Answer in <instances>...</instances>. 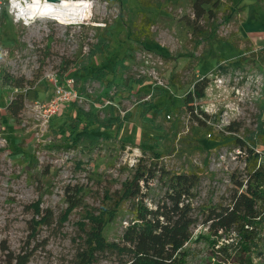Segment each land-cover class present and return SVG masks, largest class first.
<instances>
[{
	"label": "rangeland",
	"instance_id": "rangeland-1",
	"mask_svg": "<svg viewBox=\"0 0 264 264\" xmlns=\"http://www.w3.org/2000/svg\"><path fill=\"white\" fill-rule=\"evenodd\" d=\"M215 1L213 21L194 17L192 0L63 1L61 20L37 18L25 26L0 0V72L26 82L19 90L0 81V264L5 248L32 251L28 264H73L78 224H86L88 211L97 213L104 196L112 205L138 160L198 178L183 264L231 263L209 245L204 221L208 206H228L236 182L246 180L249 150L264 152L258 132L264 128V0ZM232 5L238 11L225 22ZM129 32L144 45L130 41ZM100 35L105 42L93 50ZM99 70L105 76L96 79ZM54 77L72 78L77 99L46 121ZM203 79L205 95L191 115L184 97ZM18 95L23 109L14 120L6 108ZM92 108L95 121H87L80 112ZM82 128L105 140L90 147L77 136ZM150 188L145 203L154 208L161 185L155 180ZM73 195L79 205L59 226ZM37 201L51 210L53 225L31 238L30 206ZM129 211L130 203H122L105 231L108 242H120ZM260 217L253 264L264 262V212ZM121 260L105 253L96 264Z\"/></svg>",
	"mask_w": 264,
	"mask_h": 264
},
{
	"label": "trees",
	"instance_id": "trees-1",
	"mask_svg": "<svg viewBox=\"0 0 264 264\" xmlns=\"http://www.w3.org/2000/svg\"><path fill=\"white\" fill-rule=\"evenodd\" d=\"M206 6H211V9L206 10ZM218 8L219 2L215 0H192V11L197 20L207 15L208 20L213 21L215 9ZM237 8L234 5L228 8V14L224 16L225 22L231 20L238 11ZM213 23L211 25H214ZM96 38L97 44L92 47L93 50L99 49L101 43L105 42L102 36ZM128 39L134 43L141 42L132 34ZM141 43L144 45V41ZM93 53H90V57L94 56ZM102 76H105V73L101 70L93 74L96 79H101ZM0 81L2 86L19 90L26 84L23 79L18 80L4 72H0ZM111 86L112 84L109 83L106 87L109 89ZM206 86L207 80L203 79L195 83L192 90L184 97V105L191 115L194 113V101L204 98ZM23 99L22 95H18L6 108L8 115L14 120L18 119L23 109ZM96 112L97 110L92 108L88 112L80 113L87 121H95ZM259 125L264 126L262 123ZM111 126L112 124L109 125ZM258 132L261 133L260 139L264 140V128L259 129ZM77 136L88 140L90 147H95L105 140L102 136L91 134L86 128H82ZM153 156L157 161L160 159L159 154ZM247 161L250 170L247 172L246 180L242 183L236 182L237 190L231 196L229 205L208 206L204 221V225L208 227L209 239L212 238L209 245L214 247L221 242L217 253L225 256L227 261L230 259V264H253L251 249L258 246L257 234L254 231L247 232L244 227H255L256 218L264 212V152L249 150ZM157 174L159 176H156ZM155 180L161 185V194L154 208H149L145 199ZM197 185L196 175L170 173L163 167H147L138 160L131 180L122 184V192L115 197L112 205L105 204L111 197L104 196L103 204L97 213L88 211L85 215L86 224H78L82 237L73 264H96L97 257L105 253L117 254L122 258L120 264H183L188 256L184 247L190 242V231L194 226L191 200L194 198L193 190ZM79 193L80 189L75 191V194ZM124 202L130 203L131 219L123 229L120 242H108L105 231L109 224L119 218L121 204ZM66 203L67 208L59 218V226L65 223L72 211L78 207L79 200L75 197L67 198ZM258 205H261L260 212ZM30 207L34 214L30 234L33 238L38 228L53 225V213L48 209L41 210L40 201ZM232 230L241 234V239L237 242L238 251H231L233 256L229 252L232 244L221 241L226 240ZM3 253L4 259L1 264H28L32 256V251L26 248H22L18 254L5 248Z\"/></svg>",
	"mask_w": 264,
	"mask_h": 264
},
{
	"label": "built area",
	"instance_id": "built-area-1",
	"mask_svg": "<svg viewBox=\"0 0 264 264\" xmlns=\"http://www.w3.org/2000/svg\"><path fill=\"white\" fill-rule=\"evenodd\" d=\"M48 0H16V6L13 5L12 0H5L6 4L8 5L9 14L13 15V18L16 22H23L25 26H27V23L23 21L22 18V9L24 8H35L38 9L42 7ZM51 82L54 85L53 89V100L50 102L48 109L45 110L44 118L46 121L54 116L59 108L63 106L66 103L74 102L77 99V95L74 91V80L72 78H65L62 82H58L57 79L54 77ZM135 164V160L132 161L131 165L133 166ZM260 216L256 218V222L260 220ZM244 230L247 232L254 231L256 234L259 231L258 225L256 224L255 227L252 226H245ZM225 238V237H224ZM241 239V234L237 231L232 230L228 235L227 239H222L221 241L224 243L232 244L233 246V240H236L235 247L229 249V252L234 250V252L238 251L239 246H237V242ZM221 245V242H219L215 247L218 250ZM252 252V249H251ZM233 253V252H231ZM252 260V259H251ZM256 261H261L260 258H257ZM253 263V261H252ZM264 263V262H262Z\"/></svg>",
	"mask_w": 264,
	"mask_h": 264
},
{
	"label": "bare ground",
	"instance_id": "bare-ground-1",
	"mask_svg": "<svg viewBox=\"0 0 264 264\" xmlns=\"http://www.w3.org/2000/svg\"><path fill=\"white\" fill-rule=\"evenodd\" d=\"M63 1L71 2L75 0H57L54 3L47 1L42 7L38 9L24 8L22 9V12H21L23 21L30 24L31 22H34L35 19L37 18H51V19L57 18V20H61L60 19L62 18L61 15L65 11V4ZM56 22L59 23V21H56Z\"/></svg>",
	"mask_w": 264,
	"mask_h": 264
},
{
	"label": "clouds",
	"instance_id": "clouds-1",
	"mask_svg": "<svg viewBox=\"0 0 264 264\" xmlns=\"http://www.w3.org/2000/svg\"><path fill=\"white\" fill-rule=\"evenodd\" d=\"M14 6H16V0H12Z\"/></svg>",
	"mask_w": 264,
	"mask_h": 264
},
{
	"label": "water",
	"instance_id": "water-1",
	"mask_svg": "<svg viewBox=\"0 0 264 264\" xmlns=\"http://www.w3.org/2000/svg\"><path fill=\"white\" fill-rule=\"evenodd\" d=\"M57 0H48V2H51V3H54L56 2Z\"/></svg>",
	"mask_w": 264,
	"mask_h": 264
}]
</instances>
